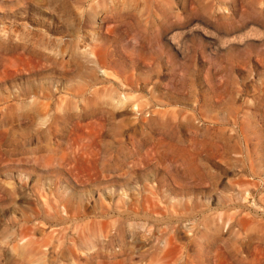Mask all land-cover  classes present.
Listing matches in <instances>:
<instances>
[{"label":"rangeland","instance_id":"374dc122","mask_svg":"<svg viewBox=\"0 0 264 264\" xmlns=\"http://www.w3.org/2000/svg\"><path fill=\"white\" fill-rule=\"evenodd\" d=\"M247 1L0 0V264H264Z\"/></svg>","mask_w":264,"mask_h":264},{"label":"bare ground","instance_id":"6f19581e","mask_svg":"<svg viewBox=\"0 0 264 264\" xmlns=\"http://www.w3.org/2000/svg\"><path fill=\"white\" fill-rule=\"evenodd\" d=\"M253 2H255L254 0H249V1H247V3L249 4L248 5V8L250 9V10H252L254 7H255V5H254V3ZM264 9V8H263ZM239 10V9H238ZM244 14V13H243ZM245 14H246V12H245ZM231 15V14H230ZM237 16H238V14H237ZM246 16H247V14H246ZM236 17V16H235ZM242 17V16H241ZM247 17H249V21H246V22H244V23H242V27L243 26H247L248 24H255L256 23V21L258 20V17H256V16H254V15H249V16H247ZM240 18V17H239ZM234 20V19H233ZM240 23V24H241ZM237 24V23H236ZM232 27V26H231ZM228 31V30H227ZM240 32V31H239ZM237 33V32H236ZM149 207V206H148ZM153 209V208H152ZM242 215H244V214H242ZM242 216H240V218H241ZM113 232V231H112ZM114 234V233H113ZM127 240V239H126ZM125 260V259H124ZM105 262V261H104ZM121 262V261H120ZM213 262V261H212Z\"/></svg>","mask_w":264,"mask_h":264}]
</instances>
